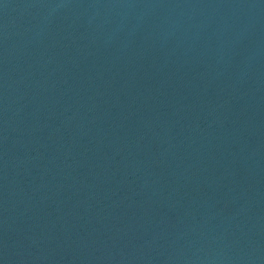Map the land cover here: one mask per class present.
Listing matches in <instances>:
<instances>
[{
    "label": "water",
    "instance_id": "obj_1",
    "mask_svg": "<svg viewBox=\"0 0 264 264\" xmlns=\"http://www.w3.org/2000/svg\"><path fill=\"white\" fill-rule=\"evenodd\" d=\"M0 264H264V0H0Z\"/></svg>",
    "mask_w": 264,
    "mask_h": 264
}]
</instances>
